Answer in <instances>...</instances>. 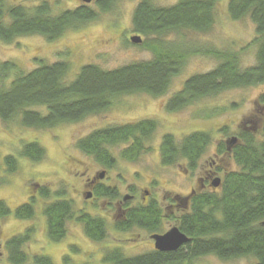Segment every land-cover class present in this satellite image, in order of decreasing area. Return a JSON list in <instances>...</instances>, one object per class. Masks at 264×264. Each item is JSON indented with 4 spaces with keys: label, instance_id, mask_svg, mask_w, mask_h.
<instances>
[{
    "label": "trees",
    "instance_id": "1",
    "mask_svg": "<svg viewBox=\"0 0 264 264\" xmlns=\"http://www.w3.org/2000/svg\"><path fill=\"white\" fill-rule=\"evenodd\" d=\"M39 1L33 6L0 0V40L11 43L21 36L38 34L53 41L68 30L77 29L97 18L91 4H82L53 14L50 0ZM220 0H179L170 6H159L155 0H139L133 13V30L145 37L142 46L154 53L149 60L134 61L113 69L96 63L81 67L71 77L72 64L68 60L46 62L30 71H24L13 61L0 62V119L11 122L19 119L27 128L50 129L62 123H76L87 116L107 111L117 99L125 95L147 93L164 96L174 79L184 68L191 55H215L221 62L214 69L190 76L183 88L167 99L165 107L170 112L187 108L197 101L223 91L250 87L264 83V0H229L228 12L233 20L249 16L256 25L254 42L258 45L256 64L240 67L236 52L185 49L178 41L169 40L174 33L202 31L215 19L216 4ZM115 0H96L102 11H108ZM263 110L259 118L240 130L239 138L226 147L220 144V152L231 158L238 170L227 171L222 183L214 190L198 189L190 197L187 208H176L177 226L190 241L175 251L156 248L126 254L121 248L105 253L104 264H197L203 256L214 255L221 260L253 257L254 264H264V95ZM44 108V111L40 110ZM157 128V121L145 119L136 123L108 125L80 138L76 145L83 153L93 156L106 169L116 166L117 158L111 147L130 143L124 158L137 160L144 144ZM211 141L207 132L197 131L178 141L167 133L160 145L163 164L174 165L185 160L193 171ZM45 149L38 142L24 144L20 157L39 162L45 157ZM0 172L8 177L20 168V160L14 154L4 157ZM4 180L0 177V184ZM38 196L47 200L43 207L47 235L52 242L62 241L67 234V224L72 219L82 222L86 235L96 242L108 235L105 219L79 213L74 200L67 199L64 191H54L50 186H38ZM97 195L115 201L119 197L113 186L97 189ZM20 204L14 210L17 219L36 217L37 197ZM52 198V199H51ZM182 198V197H180ZM178 205V197L171 200ZM162 208L155 203L149 207L128 209L116 227L129 231L134 227L159 231ZM11 208L0 200V220L10 217ZM34 226L10 236L5 242L7 259L11 264H54L45 254L29 258L25 245L32 239ZM62 264H91L76 262L69 254Z\"/></svg>",
    "mask_w": 264,
    "mask_h": 264
},
{
    "label": "rangeland",
    "instance_id": "2",
    "mask_svg": "<svg viewBox=\"0 0 264 264\" xmlns=\"http://www.w3.org/2000/svg\"><path fill=\"white\" fill-rule=\"evenodd\" d=\"M9 3H23L33 6L39 1L5 0ZM53 14L75 8L81 0H50ZM179 0H155L159 6H170ZM228 1L216 4L215 19L211 26L202 31H180L167 37L178 41L185 49H213L215 51L236 52L240 67L247 68L256 64L258 45L254 42L256 25L249 16L233 20L228 12ZM139 0H115L108 11H102L96 1L91 3L97 18L77 29L68 30L60 38L50 41L38 34L21 36L11 43L0 40V62L13 61L24 71L39 65V60L54 62L68 60L72 64L71 77H75L81 67L96 63L106 69H113L134 61L149 60L154 53L141 44L130 41L137 33L133 30V13ZM145 39V37H142ZM221 62L215 55L203 53L191 55L182 71L174 77L168 92L155 97L147 93L125 95L105 112L87 116L76 123H62L50 129L27 128L19 119L5 123L0 119V164L4 157L14 154L19 157L20 168L8 177L0 172L4 180L0 184V200L11 208L12 214L0 220V264H11L7 259L6 240L17 233L34 226L32 239L25 245L31 259L36 254H45L54 264H62L63 256L69 254L76 262L104 264L105 253L112 248H121L126 254L136 255L152 250L154 240L151 232L140 227L125 231L118 229L113 204L115 201L102 200L101 197L88 199L86 187L88 178L96 173L108 171L91 156L83 153L76 142L92 131L108 125L136 123L145 119L157 121L154 134L144 144L142 154L137 160L124 158L121 154L130 143L111 147L117 158L116 166L106 172L103 183L110 184L122 195L130 194V186L138 192V201L149 191L162 206H168L172 199L183 197L191 188H200L199 177L215 172L213 177L223 178L227 171L238 170L239 166L227 155L220 152V144L230 145L233 138H239L240 130L250 119L259 118L263 110L261 97L264 83L223 91L205 97L187 108L170 112L166 109L167 99L183 88L185 81L197 73L214 69ZM44 111V108H40ZM197 131L207 132L211 141L199 159L196 170L190 169L187 161L180 160L174 165L163 164L160 145L162 137L172 133L178 141ZM38 142L45 149L42 161L35 162L20 157L24 144ZM47 185L54 191L63 190L65 197L74 200L75 209L101 214L107 219L108 235L96 242L89 238L82 222L72 219L67 224V234L60 242H52L47 235L46 218L43 207L47 200L38 196V186ZM136 192V193H137ZM37 197V212L34 219H17L14 210ZM121 196V195H120ZM52 199V198H51ZM112 202V203H111ZM135 203L130 204L133 206ZM165 219L159 230L161 234L177 226L179 212L165 209ZM197 264H254L253 257H239L221 260L214 255L199 258Z\"/></svg>",
    "mask_w": 264,
    "mask_h": 264
},
{
    "label": "flooded vegetation",
    "instance_id": "3",
    "mask_svg": "<svg viewBox=\"0 0 264 264\" xmlns=\"http://www.w3.org/2000/svg\"><path fill=\"white\" fill-rule=\"evenodd\" d=\"M93 1H96V0H92V2ZM81 2L82 3H80V5L87 4V3H84L82 0H81ZM91 3H88V4H91ZM106 170L109 171L110 169H106ZM108 171H102V172L96 173V175L94 177H92V178L90 177V178L87 179L86 187L89 189V191L86 192V196L88 197V195L91 194V196L88 199H94V198L96 199V197H101L102 200H103V196H98L97 195V189L99 187H103V184L106 185V186L113 187V185L103 183V179L106 178V172L108 173ZM103 173H105V175H104V177L101 178L100 176ZM215 174H217V173L211 172V173H207V175L204 176V177H199V186H200V188H198V189H201V190H203V189H207V190H214V189H216L217 187H215L213 185V181L218 176L214 178L213 176ZM222 180H223V178H221V183H222ZM115 188L117 189V187H115ZM196 191H197V187L196 188L193 187V188L190 189V191H189L188 194H186L182 198L178 197V202H179L178 205H176L174 203L173 204L171 203L168 206H162L160 204V202H158L155 198H153L152 194L149 191H147V190H146L145 194L141 197V199L138 201V198H137L138 192H137L136 188L134 186H130V194L129 195H122L120 193V191L118 190L119 197L115 200L116 204L115 205L113 204V207H114L115 214L116 213L117 214L119 213L120 216H124L127 213V210L128 209H135V208L138 209L140 207L146 208V207H149V206L154 205L155 203H157V204H159L160 208H162V213H161L162 216H161V219H160L159 224H158V227H160L161 223L163 222V220L165 219V216H166L165 209L166 208L167 209H172V212H174V209L181 208L182 206L184 208H187L188 205H189V203H190V197H191V195L193 193H195ZM126 197H129V199L126 200L125 199ZM129 203L130 204L135 203V204L133 206L132 205L129 206ZM86 212L88 214H91L93 216L100 217L101 219H105L107 221V219L106 218H103V215H101V214H96L95 215V214H92L90 211H86ZM117 218H118V220L120 219V217H118V216H117ZM134 228H137V227H134ZM164 233L165 232H163L162 234H164ZM154 234H161V232L159 230L158 232L153 233L151 235V237ZM153 247L155 248V241H154Z\"/></svg>",
    "mask_w": 264,
    "mask_h": 264
},
{
    "label": "water",
    "instance_id": "4",
    "mask_svg": "<svg viewBox=\"0 0 264 264\" xmlns=\"http://www.w3.org/2000/svg\"><path fill=\"white\" fill-rule=\"evenodd\" d=\"M84 3H91L92 0H82ZM130 40L134 44H139L143 42V39L140 35H134L130 38ZM236 141L235 138L231 141V144H233ZM105 173L101 174V178L104 177ZM221 184V178H215L213 181V185L215 187H218ZM91 194L88 195L87 198H89ZM126 200L129 199V197L125 198ZM264 224V222H263ZM152 238L155 241V248L160 251H175L179 249L182 245L190 241V238L183 233L178 226H175L171 228L169 231H167L164 234H154Z\"/></svg>",
    "mask_w": 264,
    "mask_h": 264
}]
</instances>
